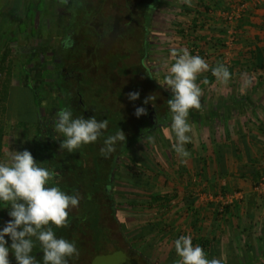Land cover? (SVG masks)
Returning a JSON list of instances; mask_svg holds the SVG:
<instances>
[{
	"label": "rangeland",
	"instance_id": "obj_1",
	"mask_svg": "<svg viewBox=\"0 0 264 264\" xmlns=\"http://www.w3.org/2000/svg\"><path fill=\"white\" fill-rule=\"evenodd\" d=\"M64 1L0 0V124L4 127L2 159H6V153L24 149L31 151L36 159L35 152L42 140L40 123L58 109L55 98L59 91L58 78L63 72L62 59L66 58L69 65L84 59L86 49L83 44L91 35L84 28L83 31L82 28L78 29V33H65L69 16L59 9V4H64ZM153 1L146 23L145 63L148 77L171 96L170 89L163 85V76L175 60L171 54L173 49L187 48L191 54L202 56L209 64V70L200 73L196 81L203 90L201 108L191 109L189 115L190 122L198 129L199 142L203 144L207 131H211L205 126L212 125L214 134L219 136L221 123L230 117V114L225 115V109H233L234 100L228 96L231 91L242 90L240 77L256 73L250 64L239 66L237 60L238 45L249 42L250 34L242 30L247 22L244 14L249 12L245 9L240 18L229 22L223 13L236 9L240 4H209L204 0H190V5L186 0ZM194 22L198 24L197 40L192 33ZM232 26L235 28L233 35L230 33ZM69 36L74 44L65 49L62 41ZM91 51L87 52L90 54ZM218 63L228 65L233 74L227 84L218 81L211 72V68ZM98 99L97 95L87 100L88 104L93 102L98 108L95 110L97 114L101 113L99 106L103 105ZM149 136L155 137V140L150 141ZM137 137L117 145L114 152L116 171L110 187L112 200L108 201L109 205L114 202L118 219L123 221L126 241L132 252L146 255V264H174L179 259L174 240L180 235H191L193 244L201 245L209 259H222L224 264H264V260L258 257L234 258V254H231L226 258L221 253L220 245L227 253L228 248H231L229 253H234L244 243L243 237L231 229H227L225 234L224 228L220 227L225 215H217L216 211L210 214L205 212L207 218H203L202 223L193 220L198 206L192 210L186 208L191 198L186 200L188 179L184 177L193 168L190 162L181 164L179 155L172 147L175 135L171 130V119L167 126L148 128ZM192 145H186L190 152ZM64 159L68 163L67 155ZM194 187L199 195L197 199L206 204L219 203V208L220 202L210 196L232 195L228 192H209L207 186L194 184ZM160 194L169 195L165 205L153 200L152 196ZM8 210L7 207L0 208V227L5 222ZM194 221L196 225H193ZM219 233L227 237L220 240ZM203 238L210 239L211 245Z\"/></svg>",
	"mask_w": 264,
	"mask_h": 264
},
{
	"label": "clouds",
	"instance_id": "obj_2",
	"mask_svg": "<svg viewBox=\"0 0 264 264\" xmlns=\"http://www.w3.org/2000/svg\"><path fill=\"white\" fill-rule=\"evenodd\" d=\"M186 2L190 5V0ZM62 44L68 49L73 46L74 40L69 36ZM171 54L175 60L163 76V85L172 93L167 101L171 130L175 135L172 147L179 155L180 163L185 164L192 155L186 148L193 138L190 110L201 108L203 95L202 88L196 82L197 76L209 70V64L202 56L191 54L187 48L173 49ZM211 72L224 84L233 75L224 63L212 67ZM139 97V91L128 93L130 101H136ZM156 99V96L150 95L144 104L149 101L154 104ZM146 113L144 106L135 108L137 117ZM108 126V119L98 120L95 115L89 118L76 116L67 105L58 109L53 117L54 138L63 137L60 148L69 153L101 138V153L105 157L114 153L118 144L126 142V134L119 129L105 135ZM148 139L154 141L155 137L149 136ZM5 155L6 159L0 160V208L9 209V219L0 227V264H12L10 253L15 258V264H70L72 258L79 256L77 243L57 236L55 229L69 225L70 212L79 207L82 196L78 192L63 190L57 181L60 173L55 168L43 166L31 151L13 150ZM37 245L42 252L39 259L34 252ZM174 247L179 257L174 264H224L222 259H209L201 245L193 244L191 235H180L174 240Z\"/></svg>",
	"mask_w": 264,
	"mask_h": 264
},
{
	"label": "crops",
	"instance_id": "obj_3",
	"mask_svg": "<svg viewBox=\"0 0 264 264\" xmlns=\"http://www.w3.org/2000/svg\"><path fill=\"white\" fill-rule=\"evenodd\" d=\"M204 1L228 6L246 4L245 9L249 13L244 14L247 22L242 25V30L250 34V37L249 42L238 45L240 58L237 60L239 66L250 64L256 69V75L240 77L242 90L230 92L228 97L233 98L234 106L233 109H225V115L230 114V117L221 123L219 136L214 134L212 125L205 126L211 131H207L201 144L198 129L193 125L194 144L190 148L192 155L187 160L193 170H188L184 175L188 179L186 200L191 198L186 208L192 210L198 206L193 220L200 224L203 218H207L205 212L213 213L219 205L214 202L206 204L197 199L199 195L196 194L194 184L207 186L209 192L240 194L234 196L220 227L224 228L225 234L227 229H231L243 237L244 245H240V250L236 248L237 252L234 253H229L231 248H228L227 253L223 245H220L219 250L226 258L234 254V258L258 257L264 260V192L258 187L264 181V0ZM195 221L193 225H196ZM225 234L219 233L218 239L223 240L227 237Z\"/></svg>",
	"mask_w": 264,
	"mask_h": 264
},
{
	"label": "flooded vegetation",
	"instance_id": "obj_4",
	"mask_svg": "<svg viewBox=\"0 0 264 264\" xmlns=\"http://www.w3.org/2000/svg\"><path fill=\"white\" fill-rule=\"evenodd\" d=\"M90 2L92 0H65L64 4H59V9L68 13L69 16V21L64 27L67 35L78 33V29H80V26H76L73 21L74 13L81 16L85 10H90L93 13L92 17L96 18V12ZM152 2L154 3L153 0L149 3L146 1L138 3V8H142V13L135 12V14H139L138 17L143 22L146 21V29L147 15L151 12L149 10ZM85 46L86 42L83 44V47ZM62 61L63 72L58 78L59 91L55 98L58 109L67 105L72 108L76 116L92 117L95 115L99 120L100 115L95 113L97 109L87 105L85 98L88 93H85L84 87L80 84L81 73L77 70L80 63H73L72 66L67 64L66 58H63ZM144 74L146 75V72ZM92 96H97V93L95 92ZM167 101L168 99L165 98L162 106H157L152 111L141 115L145 121L140 127L135 128L140 134H136L138 131L135 134V131H124L126 140L129 142L130 139L138 138L137 136H140L148 128L161 129L167 126L171 119ZM58 109L47 120L40 123L42 140L39 142L35 157L38 162H42L43 166L55 168L60 173L57 181L63 190L69 193L78 192L82 196L79 207L70 212L69 225L55 229L57 236H64L77 243L79 256L72 258L70 264H146L144 261L147 259L146 255H137L130 249L129 242L126 241L123 221L118 219L114 210V202L112 205L108 204L111 199V181L116 171L114 167L116 154L112 153L105 157L100 152V148L103 147V142L100 139L95 143L82 145L79 150L71 153L66 149L61 150L60 141L63 137L54 138L56 133L53 131V117ZM98 144L100 145L98 146ZM66 155L68 163L64 161ZM96 196L97 199H95ZM8 211L5 221L9 219ZM34 251L36 256L42 255L38 245ZM10 260L12 264H15V258L11 253Z\"/></svg>",
	"mask_w": 264,
	"mask_h": 264
},
{
	"label": "trees",
	"instance_id": "obj_5",
	"mask_svg": "<svg viewBox=\"0 0 264 264\" xmlns=\"http://www.w3.org/2000/svg\"><path fill=\"white\" fill-rule=\"evenodd\" d=\"M143 1L149 3L152 0H92L90 3L96 12L95 19L90 10H85L83 16L78 13L73 14L76 26L84 28V31L91 35L86 41V46L88 44L86 50H92V53L83 52L84 59L79 62L77 70L81 73L80 84L84 87L85 93H88L86 102L96 92L100 104H103V107L99 106L101 111L99 117L109 121L105 135L113 134L119 129L125 132L135 131V134L138 131L135 128L140 127L145 121L141 116L135 115V108L144 106L147 111H152L157 106H162L165 98H171L164 88L149 79L147 75L145 44L148 30L145 28L146 21L143 22L138 17L142 13V8L138 7ZM81 5L83 6V2ZM206 9L209 7L206 6ZM193 26L192 33L195 34L193 37L197 40L199 39L198 24L194 22ZM194 45L199 47L196 42ZM131 91H139V99L130 101L128 93ZM150 95L156 96V101L154 104L151 101L144 104V100ZM90 103L87 105L95 108L93 102ZM3 106L5 107V103ZM138 133L139 131L136 134ZM100 141L103 142V138ZM189 144L192 145V141ZM3 145L4 127L0 124V160H2ZM152 197L154 202L161 201V205L169 199L167 194ZM229 207L230 204L226 205L223 211L217 207L215 211L217 215L222 216L228 213ZM203 240L211 245L210 239L203 238Z\"/></svg>",
	"mask_w": 264,
	"mask_h": 264
},
{
	"label": "built area",
	"instance_id": "obj_6",
	"mask_svg": "<svg viewBox=\"0 0 264 264\" xmlns=\"http://www.w3.org/2000/svg\"><path fill=\"white\" fill-rule=\"evenodd\" d=\"M245 8H246V4L243 3V4H240V6H238L236 9L224 12L223 15L225 18H227L229 22H233V20L241 17L242 11L245 10ZM232 28L233 30H231L230 33L233 35L235 33V28L233 26ZM231 40H233V38H231ZM258 187L262 192H264V181H262ZM235 195L239 196L240 194L238 193H235L233 195L220 194V196H217V198H213L212 196H210V198L216 199L218 202H220L221 206L219 209L220 211H223L226 205L232 203Z\"/></svg>",
	"mask_w": 264,
	"mask_h": 264
}]
</instances>
